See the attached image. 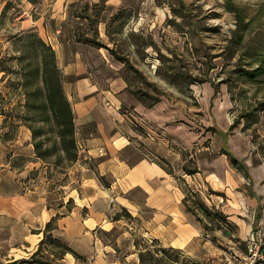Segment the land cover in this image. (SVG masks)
<instances>
[{"label":"crops","instance_id":"1","mask_svg":"<svg viewBox=\"0 0 264 264\" xmlns=\"http://www.w3.org/2000/svg\"><path fill=\"white\" fill-rule=\"evenodd\" d=\"M69 3L55 1L57 21L54 27L45 29L44 35L56 51L78 136L84 140L86 151L79 153L62 185L63 205L53 208L48 192L31 175L34 170L44 169V162L35 153L31 129L21 121L10 129L0 112V262L18 260L17 264H29L25 261L39 248L47 223L59 213L53 235L83 256L77 259L68 253L63 259L65 264H122L110 253V244L98 235L99 231L113 232L121 225L132 227L122 217L114 220L122 208L139 220L142 234L159 239L164 246L199 252L201 242L207 245L210 240L204 237L202 222L184 202L186 195L176 177L178 172L168 171L181 161L184 172L188 159L182 158V153L188 155L196 144L201 146L198 150L221 154L215 162L219 158L227 162L223 169L209 170L204 175L214 190L225 192L237 207L249 205L258 211L249 225L244 218L231 216L240 227L238 236L249 235L256 222V228L264 227V161L254 153L250 139L240 132H230L228 116L224 120L231 126H221L204 113V121L212 124V129H195L196 108L176 97L175 88L162 89L161 96L148 103L146 98L153 93L136 87L132 81L134 74H142L135 60L137 49L123 51L105 40L101 31L96 36L89 31L77 35ZM85 5L87 9L92 7L89 2ZM93 17L88 15L85 20ZM192 84L193 89L203 91L205 98L210 97L211 103L220 86L211 79ZM127 110L142 116L149 128L136 127ZM213 131L217 139L209 146L205 139L214 138ZM100 148L106 150L105 155L99 154ZM160 157L168 161L166 166ZM229 160L246 171L250 178L248 190L241 188L244 181L236 175L234 166H228ZM211 162L204 158L199 165ZM70 198L75 204L68 210ZM130 243L134 250L125 255V261L130 262L132 255L138 262L135 244Z\"/></svg>","mask_w":264,"mask_h":264},{"label":"rangeland","instance_id":"2","mask_svg":"<svg viewBox=\"0 0 264 264\" xmlns=\"http://www.w3.org/2000/svg\"><path fill=\"white\" fill-rule=\"evenodd\" d=\"M55 1L0 0V112L11 120L23 113L22 110L28 112L25 104L28 91L36 85L33 80L39 76L37 69L42 62L37 41H46L45 29L55 26ZM69 1L68 9L75 17L71 21L77 35L89 31L96 36L101 31L103 38L119 49H137L135 60L141 66L142 74H134L132 81L136 82V87L153 93L146 98L148 103L161 96L162 89L175 88L176 97L186 100L192 109L196 108L195 129H212L213 125L204 121V113L212 123L232 124L230 132H240L248 137L254 153L264 161V110L253 113L258 103L264 101V72L253 79L244 74L264 64V0ZM86 2L92 7L87 9ZM238 11L242 19L237 16ZM88 15L94 17L87 21ZM210 65L213 68H209ZM205 79L220 85L212 103L210 97H204L202 90L193 89V81ZM211 104L212 114L208 110ZM225 116L229 117L231 124L225 122ZM215 136L213 131L214 138L205 139L206 144L212 145L217 139ZM200 147L196 144L187 151L188 155L182 153V158L188 159L185 166L196 169L195 173H188L185 169L183 172L181 161L180 165L169 169L178 172L176 177L183 190L194 191L211 211L221 212L226 220L206 217L202 210H198L200 218L210 227L204 228V237L210 242L206 245L203 240L199 252L185 251L186 255L198 264H228L230 261L241 264L242 253L247 250L248 234L238 236L240 227L231 216L244 218L249 225L257 218L258 211L249 205L237 207L225 192L214 190L204 175L209 170L223 169L227 162L220 158L215 162L216 156L221 154L218 155L216 150H198ZM204 158L213 162L199 165ZM159 160L164 164L162 160L166 159L160 157ZM232 162L229 160L228 166H234L236 175L244 181L241 188L248 190L250 178L246 171L234 160ZM68 173L50 165L34 177L48 192L49 204L53 208H60L65 191L62 185L67 182ZM192 202L193 198L190 199ZM120 212L124 222L132 227L121 225L113 232L99 231L98 235L110 244V253L122 263L126 254L133 253L131 241L135 244L140 237L152 238L140 232L139 220L131 217L129 210L121 209ZM258 224L255 223V229ZM216 230L218 235L214 234ZM135 257L139 258L138 252ZM128 261L137 260L131 255Z\"/></svg>","mask_w":264,"mask_h":264},{"label":"trees","instance_id":"3","mask_svg":"<svg viewBox=\"0 0 264 264\" xmlns=\"http://www.w3.org/2000/svg\"><path fill=\"white\" fill-rule=\"evenodd\" d=\"M237 16L242 19L239 11ZM78 40H83L82 36H78ZM37 44L41 50L42 62L37 69L39 76H36L33 80L36 85L31 91H28V101L25 104L29 113H24L25 110H22L23 113L14 116V120L7 118L2 112L1 114L5 116L4 124L10 129H15L20 121L31 129L36 156L44 162L45 168L55 165L61 172H68L79 158L75 113L64 89V75L57 64L55 49L43 39H38ZM263 72L264 64H261L251 71H246L244 74L253 79ZM258 109L264 110V101L258 103L253 113ZM51 158L55 159L51 160ZM162 161H164L162 165L166 166L168 161ZM184 169L188 173L196 172V169L187 167ZM35 171L41 172V169L32 172L33 178L38 173L35 174ZM168 171L171 172L169 168ZM184 192L186 193L185 204L190 211L197 215L200 221L203 222V219L200 218L198 210H202L206 217L212 216V219L221 217V221L226 220V217L221 212L211 211L202 199L197 198L194 191L188 188L184 189ZM192 198L193 202L190 203ZM74 204V199L70 198L67 202V209L71 210ZM62 205L63 203H60V206ZM122 209L128 212L126 208ZM128 214L133 217L131 213L128 212ZM59 215L58 213L57 216H54L47 223L39 248L25 262L29 264H65L63 259L68 253L74 254L77 259H83V256L76 252L68 243L53 235ZM121 217V212H118L114 216V220ZM203 224L205 229L210 228L206 223L203 222ZM212 229H215V227H212ZM135 247L139 261L126 262L124 260L122 264H198L197 261H193L192 258L186 255L185 250L173 246H164L157 238L140 237L135 242ZM18 262V260L11 262L1 261L0 264H17Z\"/></svg>","mask_w":264,"mask_h":264},{"label":"built area","instance_id":"4","mask_svg":"<svg viewBox=\"0 0 264 264\" xmlns=\"http://www.w3.org/2000/svg\"><path fill=\"white\" fill-rule=\"evenodd\" d=\"M126 113L132 119L136 127L148 129L149 123L142 116L137 115L132 110H127ZM77 147L79 153L86 151L85 142L80 136H78L77 138ZM99 154L101 156L105 155L106 150L104 148H100ZM228 264H232V261H230ZM241 264H264V227L263 226H259L248 235L247 250L244 253H242Z\"/></svg>","mask_w":264,"mask_h":264}]
</instances>
